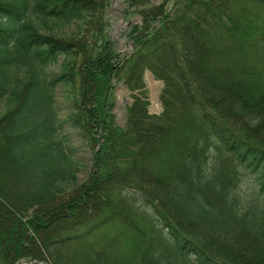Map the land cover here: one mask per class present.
I'll return each instance as SVG.
<instances>
[{"label":"trees","instance_id":"obj_1","mask_svg":"<svg viewBox=\"0 0 264 264\" xmlns=\"http://www.w3.org/2000/svg\"><path fill=\"white\" fill-rule=\"evenodd\" d=\"M107 6L0 0V264H264V209L236 193L246 171L264 197V0H125L142 23L123 58ZM74 23L78 36L60 34ZM146 72L164 84L160 115ZM119 80L133 95L125 127ZM67 127L94 144L84 181Z\"/></svg>","mask_w":264,"mask_h":264},{"label":"rangeland","instance_id":"obj_2","mask_svg":"<svg viewBox=\"0 0 264 264\" xmlns=\"http://www.w3.org/2000/svg\"><path fill=\"white\" fill-rule=\"evenodd\" d=\"M97 2H100L101 0H96ZM105 2H109V6L105 7V13H106V22L108 23L107 28V35H108V42L112 45L113 50L122 53V58L124 56H127L130 54V52L133 50L132 44L129 40V32L131 28L137 24H141L142 20L138 14L131 15L130 17L127 16V14H130L127 12V8L125 6V0H104ZM165 0H153L154 5H161L164 3ZM173 6L172 4L169 5V8L171 9ZM243 7L239 6L236 8L235 14H241ZM132 14V13H131ZM123 19L125 22L123 23ZM129 23V24H128ZM125 24V27H121ZM79 27L84 28L82 24H69L66 25L65 28L60 33L61 35L65 36H78L76 35L77 31H79ZM121 27V28H120ZM92 34L91 32L88 34ZM91 43L98 42V38L90 36ZM104 40H101L98 42L100 45ZM242 57V56H240ZM244 61L245 58H242ZM247 64H252V62L249 61ZM54 73H56V68L53 66L47 67L44 69V74L47 77L52 76ZM145 84H146V91L148 95V101H149V112L151 115H160L163 111L162 104L160 102V94L161 90L163 88V83L161 81H158L155 79V77L150 73L146 72L145 74ZM133 95L130 93V91L127 89V87L124 84V81L119 80V83H115L114 87V98H115V108L114 113L116 115V119L118 124L121 127H125L127 125L128 121V107L133 103ZM56 111H57V117L64 118L68 111L67 107L62 100L61 96L55 97L52 105ZM2 112L5 110V107L2 106L1 108ZM64 135L69 140L70 145L74 149L76 155L80 159H84L85 163L81 166V173L78 175V179L84 181L91 173V166L92 163H90V155L92 151L94 150V144L88 143V139H82L79 134L75 133L70 128L64 129ZM240 182L237 185L236 193L241 197V202L244 205V209L258 206L261 209H264V197L260 194V182L258 180V176L251 172L242 171V174L239 178ZM140 199V198H139ZM137 198V207L141 209V211L145 212L147 211L151 215V210H148L146 207H144V204L142 201H140ZM146 229L150 233V238H153L155 240V243H160L163 246L164 241H161L160 235L162 234L159 230L160 227L156 222H152V217H146ZM113 230V229H112ZM114 232L113 234H115ZM166 233V232H165ZM125 245H123L122 249ZM130 245H128L129 247ZM125 253H128V248H125ZM30 259L22 260L20 263L30 261Z\"/></svg>","mask_w":264,"mask_h":264},{"label":"water","instance_id":"obj_3","mask_svg":"<svg viewBox=\"0 0 264 264\" xmlns=\"http://www.w3.org/2000/svg\"><path fill=\"white\" fill-rule=\"evenodd\" d=\"M123 22H124V19H123ZM121 27H125V25H122ZM120 27V28H121ZM21 264H50V263H48V262H43V261H38V260H34V259H32V260H30V261H26V262H23V263H21Z\"/></svg>","mask_w":264,"mask_h":264}]
</instances>
